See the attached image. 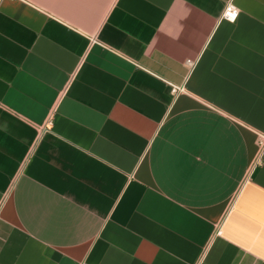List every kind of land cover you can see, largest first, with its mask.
Segmentation results:
<instances>
[{
    "label": "crops",
    "instance_id": "crops-1",
    "mask_svg": "<svg viewBox=\"0 0 264 264\" xmlns=\"http://www.w3.org/2000/svg\"><path fill=\"white\" fill-rule=\"evenodd\" d=\"M262 138L264 0H0V264H264Z\"/></svg>",
    "mask_w": 264,
    "mask_h": 264
},
{
    "label": "built area",
    "instance_id": "built-area-1",
    "mask_svg": "<svg viewBox=\"0 0 264 264\" xmlns=\"http://www.w3.org/2000/svg\"><path fill=\"white\" fill-rule=\"evenodd\" d=\"M230 10L235 13L234 18H230V16L228 15ZM237 16H238V10L232 4H228L222 13V18L229 22H233L237 18ZM188 64H191V62L188 61ZM260 144L264 146V138H262V140L260 141Z\"/></svg>",
    "mask_w": 264,
    "mask_h": 264
},
{
    "label": "snow or ice",
    "instance_id": "snow-or-ice-1",
    "mask_svg": "<svg viewBox=\"0 0 264 264\" xmlns=\"http://www.w3.org/2000/svg\"><path fill=\"white\" fill-rule=\"evenodd\" d=\"M228 15L230 16V18H234L235 17V13L232 12L231 10L229 11Z\"/></svg>",
    "mask_w": 264,
    "mask_h": 264
}]
</instances>
